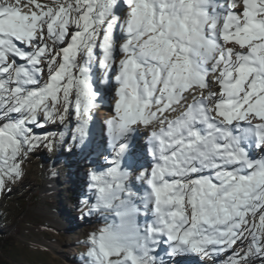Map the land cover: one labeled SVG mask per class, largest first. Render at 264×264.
<instances>
[{
    "label": "snow or ice",
    "instance_id": "snow-or-ice-1",
    "mask_svg": "<svg viewBox=\"0 0 264 264\" xmlns=\"http://www.w3.org/2000/svg\"><path fill=\"white\" fill-rule=\"evenodd\" d=\"M104 88L86 264H264V0H0V192L89 149Z\"/></svg>",
    "mask_w": 264,
    "mask_h": 264
},
{
    "label": "rangeland",
    "instance_id": "rangeland-1",
    "mask_svg": "<svg viewBox=\"0 0 264 264\" xmlns=\"http://www.w3.org/2000/svg\"><path fill=\"white\" fill-rule=\"evenodd\" d=\"M102 90L110 104V90ZM102 121L97 120L99 144L94 145L99 148L92 147L93 142L84 152H69L61 141L52 151L41 146L25 160L23 179L10 185V191L0 192V236L14 237L5 264H86V238L103 227L119 224L113 212L88 215L83 202L88 172L104 164ZM49 180L51 185H46ZM159 258L165 264H201L195 256L170 259L164 248ZM207 264H224V257Z\"/></svg>",
    "mask_w": 264,
    "mask_h": 264
},
{
    "label": "bare ground",
    "instance_id": "bare-ground-1",
    "mask_svg": "<svg viewBox=\"0 0 264 264\" xmlns=\"http://www.w3.org/2000/svg\"><path fill=\"white\" fill-rule=\"evenodd\" d=\"M111 105L109 103H106L104 101V106L101 107L99 110H97L95 119H94V125L92 126V134H93V139L92 142L95 143L92 145L94 148H99L94 145L99 144V133L96 130H100L99 123L97 122L98 119L104 120L108 115H109V109ZM143 137L138 139V142H136V150L137 152H142L143 151ZM41 148V147H40ZM71 175V174H70ZM28 180V179H27ZM46 185H51V181H47ZM70 249V248H69Z\"/></svg>",
    "mask_w": 264,
    "mask_h": 264
},
{
    "label": "trees",
    "instance_id": "trees-1",
    "mask_svg": "<svg viewBox=\"0 0 264 264\" xmlns=\"http://www.w3.org/2000/svg\"><path fill=\"white\" fill-rule=\"evenodd\" d=\"M114 226L116 225L113 223ZM14 243V237L10 234L0 236V264H5L7 261L5 259L7 252Z\"/></svg>",
    "mask_w": 264,
    "mask_h": 264
}]
</instances>
